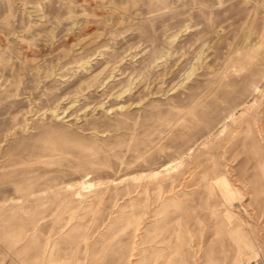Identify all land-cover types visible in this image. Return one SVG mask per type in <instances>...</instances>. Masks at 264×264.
I'll return each instance as SVG.
<instances>
[{"label": "rangeland", "instance_id": "374dc122", "mask_svg": "<svg viewBox=\"0 0 264 264\" xmlns=\"http://www.w3.org/2000/svg\"><path fill=\"white\" fill-rule=\"evenodd\" d=\"M0 264H264V0H0Z\"/></svg>", "mask_w": 264, "mask_h": 264}, {"label": "bare ground", "instance_id": "6f19581e", "mask_svg": "<svg viewBox=\"0 0 264 264\" xmlns=\"http://www.w3.org/2000/svg\"><path fill=\"white\" fill-rule=\"evenodd\" d=\"M226 189V188H225ZM229 193V192H228ZM226 198V197H225ZM228 200V199H227Z\"/></svg>", "mask_w": 264, "mask_h": 264}]
</instances>
